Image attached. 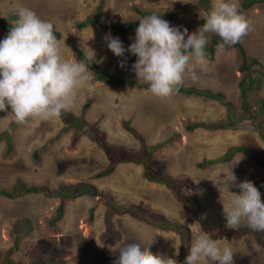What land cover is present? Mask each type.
<instances>
[{
    "label": "rangeland",
    "instance_id": "obj_1",
    "mask_svg": "<svg viewBox=\"0 0 264 264\" xmlns=\"http://www.w3.org/2000/svg\"><path fill=\"white\" fill-rule=\"evenodd\" d=\"M194 1L105 0L101 9V0H0V18L12 20L18 6L29 8L50 21L61 33L59 47L62 59L80 60L76 55L78 48L88 55L93 50L95 60L107 68L108 73L137 79L132 70L137 57L127 51L135 40L136 30L124 39L117 35L116 29L140 17L135 8L169 13L191 6ZM243 1L238 0L240 8ZM244 15L251 24V30L242 38L240 46L248 56L264 63V0ZM205 16L204 11L188 12L168 22L181 31L187 28L194 33L202 26ZM87 18H94L96 22L100 18V23L78 30L76 24ZM108 34L122 41L125 47L123 57H117L108 48L105 40ZM5 36L6 32L0 25V40ZM239 51V48L225 46L214 58H206V71H202L193 59L191 66L195 68L197 79L193 80L191 74L186 73L182 84L225 94L226 100L234 104V113L237 117L240 115L234 126L227 130H214L215 126L228 123L226 108L218 101L178 93L158 97L151 91L109 87L97 82L94 73L89 71L87 80L76 89L68 110L75 116H81L86 102H92L84 117L93 132L106 134L103 147L90 139L89 133L92 132L85 133L74 142L76 130L62 118H29L27 123L15 127L11 152H8V137L0 141L1 188L10 190L21 181L27 186L43 187L53 194L87 183L93 192L66 198L64 216L55 224L53 221L63 200L60 197L45 192L15 199L0 196V256L9 253L8 260L13 264H37L39 261L47 263L49 256L46 252H57L66 264H113L123 246L142 241L145 245L151 243L150 250L154 254L170 256L181 264V236L146 221L164 217L185 227L188 230L189 254L193 237L205 230L178 200L179 192L184 196L196 195L204 218L215 234H222L220 230L226 225L223 203L229 204L230 192L238 191L229 188V192L225 185L216 186L213 181L220 175L221 178L225 175L230 178L231 172L238 184L244 180L253 183L264 180V168L242 154L227 164L200 167L203 161L218 159L230 146L238 144L246 146L255 158L264 161V137L251 121L242 118L244 112L239 88L242 57ZM257 68L262 75L263 67ZM259 80L260 85L249 93L251 106L264 99V75ZM8 112L10 108L7 112H0V135L15 123ZM123 121L130 122L139 131L144 146L123 129ZM192 124L204 127L191 130L189 126ZM208 127L212 130H207ZM156 145L160 146L149 156L148 168L158 178L171 176L179 186L178 191L144 177L142 155L146 149ZM111 160L126 163L118 164L111 175L96 179L95 175L107 168ZM259 191L264 201V187ZM113 204L127 209L120 208L119 211L123 212L114 214L115 233L109 242L105 237L106 212L115 211ZM130 207L134 209L131 211ZM239 227L227 230L229 234H235ZM16 237L19 238V248L9 252ZM217 241L221 248L231 247L235 264H264V247L255 235L241 239L226 237ZM176 252H179L178 256ZM4 261L2 259L1 264ZM198 264L211 262L202 260Z\"/></svg>",
    "mask_w": 264,
    "mask_h": 264
},
{
    "label": "clouds",
    "instance_id": "obj_2",
    "mask_svg": "<svg viewBox=\"0 0 264 264\" xmlns=\"http://www.w3.org/2000/svg\"><path fill=\"white\" fill-rule=\"evenodd\" d=\"M14 11L17 18L13 21L9 32L2 27L6 32V36L3 40H0V112H7L10 108L8 115L17 124H25L29 118L35 117L43 120L62 118L61 115L64 111L71 113L68 109L74 100L76 89L87 80L88 71L94 73L89 69L85 60L93 63L97 62L95 53L90 49L92 54L88 55L85 53L84 60L62 59L59 40L54 33L53 24L39 17L35 11L29 8L18 6ZM244 14L240 10L238 0H213L211 10L204 18L205 22L194 33H190L187 28L181 31L177 27L170 26L168 21L155 14L145 16L139 20L138 28H135L126 37L117 34L119 37L126 39L136 30L135 40L128 46L127 51L137 57L136 62L132 65V70L135 72L137 79L109 74L133 80L139 85H148L149 89L147 87L138 88L127 85L116 86L102 83L96 78L95 80L109 87L151 91L152 94L158 97H169L175 93L188 96L184 93H179L178 90L183 84L186 73L191 74L193 80L197 79L195 68L191 66L193 59L202 71L207 70L208 58L206 59L205 49L210 42L207 34L212 33L211 36L216 34L222 40V43L217 46L218 50L216 53L225 46L235 45L251 30V24ZM119 37H113L108 34L105 40L108 48L117 57H123L125 47ZM235 48L240 50L242 47L239 45ZM239 53L241 54L240 51ZM248 57L258 60L256 57ZM258 62V66L263 67L264 71V63L259 60ZM121 67H124V65L121 64ZM240 74L243 77L246 73L240 72ZM182 86L188 89L199 88L194 85ZM209 90L212 91L211 89ZM89 102L90 108L92 102L90 100ZM220 104L223 105L222 103ZM224 107L228 115L227 107ZM86 111L81 116L84 117ZM238 118H240V115ZM226 119L228 123L215 126L214 130H227L236 123H230L228 116ZM84 120H86L85 117ZM247 120L253 123L251 118H247ZM124 122L126 121L122 122L123 129L134 136L124 127ZM131 127L142 138L139 131L133 125ZM75 130L74 138L78 132V129ZM207 130H212V127H208ZM84 134L85 132L79 137ZM134 138L137 139L135 136ZM106 140L107 136L104 144ZM137 140L144 146L143 138L142 140ZM231 147L242 146H239V144L232 145L219 157H223ZM143 148L145 149V147ZM240 154L246 156L243 153H237L227 163L232 162ZM235 179L234 174L231 172L230 178L226 175L221 178L220 175L218 180L213 181L216 186L217 184L225 185L228 191L230 187L239 189L238 193L229 191L231 193V202L229 204L223 203V215L226 219L225 227L236 229L242 223H246L251 230L264 232V201L261 199V192L252 181L244 180L239 184H235ZM226 237L236 239L229 236L223 238ZM150 244L145 245L142 241L126 244L119 250L118 258L113 260V264H178V261L170 256L161 253L154 254L150 250ZM260 244L264 247L262 243ZM175 255L178 256L179 252H176ZM202 260H208L211 264H235L231 247L225 246L221 248L219 242L211 238L206 232L193 237L189 254L185 257L183 264H198Z\"/></svg>",
    "mask_w": 264,
    "mask_h": 264
},
{
    "label": "trees",
    "instance_id": "obj_3",
    "mask_svg": "<svg viewBox=\"0 0 264 264\" xmlns=\"http://www.w3.org/2000/svg\"><path fill=\"white\" fill-rule=\"evenodd\" d=\"M151 3L154 2H158L160 0H147ZM105 0H101V4H100V8H103V4H104ZM261 0H244L243 4L240 8L241 12L244 14L246 10L250 9L251 7H253L254 5H256L257 3H260ZM211 10V0H195L194 4L191 6H184V7H180L177 8L176 10H174L173 12H169V13H161V12H153V11H145V10H141L140 8H135V12L140 15V17L133 23H128L124 26H120L118 29H116V33L126 37L131 31H133L135 28H138L139 26V20L145 16H149L152 14H155L157 16H160L162 19L166 20V21H173L175 20L177 17L182 16V15H186L188 12H199V11H204L205 14H207L209 11ZM16 14L14 15V17L12 18V20H10L9 22L4 21L0 18V25L7 31L9 32L13 21L16 19ZM100 18H97L98 23H100ZM204 19L202 20V25L204 23ZM96 22V20L94 18H87L85 21L76 24V28L78 30H82L86 27H90L93 26ZM54 33L57 36L58 40L61 39V34L59 32H57L54 29ZM208 38H209V43L206 46V58L212 59L215 56L216 51L218 50V45L220 43H222V40L220 39V37L216 34H214L213 36H211L210 33L207 34ZM240 45V42L236 43L235 45H231L233 47H238ZM240 52H241V57H242V67L240 69V72L242 73H246L244 74V76L242 77L241 81H240V91H241V100H242V106H243V118H251V120H253L254 126L259 130V132L261 133V135L264 137V99H260L259 101H256V104L253 106H251L250 102H249V93H251L256 87H258L261 83V80H259V78H261L264 75V71L261 75V71L257 68V66L259 65L258 60H256L255 58H250L245 54V51L243 48H240ZM76 55L80 60H84L85 59V53L78 48L76 50ZM85 63L88 64L89 69L91 71L94 72L95 74V78L102 82V83H106V84H110V85H127V86H131V87H138V88H143V87H147L149 89V86H144V84L139 85L137 82H134L133 80H128L125 78H121V77H117V76H113L110 75L108 73L107 68L100 66L96 61L93 63L91 61H87L85 60ZM179 93H184L188 96H197V97H204L207 99H212V100H216L219 101L220 103H222L224 106L227 107L228 110V120L230 123H235L237 120V115L234 113V105L233 103L229 102L226 100V96L221 93V92H217L214 93L212 91H210L209 89H200V88H185L184 86H180ZM90 106V102L88 101L85 105H84V111H86ZM61 117L64 119V121H68V125L71 128H75L78 129L77 135L74 138V142H76V140L78 139L79 135H81L82 133H87V132H92L89 133L90 134V138L92 140H94L98 145L100 146H104V141L106 139L105 134L100 133V132H93L91 125H88L83 116L77 117L67 111H64L61 115ZM18 125L21 124H17L14 123L11 127L8 128L7 132H5L4 134L0 135V141H2L5 136H7L8 138V152H11L13 149V145H12V135H13V131L14 128L17 127ZM124 127L131 132L137 139L142 140L141 136L131 127L130 122H124ZM196 127H204L203 125H199V124H192L189 126V129L193 130ZM226 127V126H224ZM143 141V140H142ZM160 145H156L154 147H152L151 149H146L144 154L142 155V162L144 163L143 165L144 167V177L150 181V182H154V183H159L162 185H166L168 188L172 189V190H179V186L174 182L173 178L171 176H161V177H156L154 176L153 172L148 168L149 167V161L148 158L149 156L154 153L155 151L158 150ZM237 153H243L246 156L252 158L253 160L257 161V163L264 168V161L263 160H259L258 158H255L252 154L251 151L249 150V148L247 149L246 147H231L229 149V151L221 158L217 159V160H206L203 161L200 164L201 168H206L210 165H214L216 163H227L229 161H231L233 159V157L237 154ZM120 163H126V161H112L111 164L103 171H101L100 173H98L96 175V178H103L107 175L112 174L115 171V168L118 164ZM236 184V183H235ZM254 185L259 189H261L262 187H264V180H259V181H255ZM230 189L234 190V191H238L239 189L236 187H230ZM40 192H45L47 195H55L60 197L62 200L61 206L58 209V213L57 216L54 218L53 223H57L59 222L62 217L64 216V212H65V202L64 200L66 198H77L86 194H91L93 192V188L91 187V185L89 184H79L77 186H75L73 189H70V187H68V189L66 188L65 190H60L57 193H53L51 194L50 192H47V190H45V188L43 187H38V186H27L26 184L22 183L21 181H18L16 186H13L12 189L10 190H6L0 187V196H4L8 199H15L17 197H20L22 195H26V194H31V193H40ZM178 200H180L182 203H184L185 208L190 211L193 216L195 217V219L202 225L203 229L205 230V232L213 239L215 240H219L225 236H229V237H234L236 239H239L247 234H254L257 236L258 240L260 243H262L264 245V232H256L251 230L249 227H247L246 224L241 225V227H239V230L237 231V233L235 234H229V231L227 230V228H222L223 233L222 234H215V232L213 231L212 227L210 226V223L208 220H206L202 214V205L199 201V198L195 195V196H184L181 192H179L178 194ZM112 207L115 208V211L112 213L111 211H107L106 212V239L109 242H112L113 240V235L115 233V229H114V222H113V217L114 214H119L122 213L123 211H119V209L121 208L123 209H127L125 206L123 205H116L113 204ZM131 211L134 209L133 207L129 208ZM93 212L94 210H92V216H93ZM118 212V213H117ZM147 223H149L152 226H155L161 230L164 231H173L178 233L181 238V264H183L185 257L188 255V248H187V243L189 240L188 237V230L179 225L178 223H173L170 220H168L167 218L164 217H160V218H153L150 221L146 220ZM14 247L9 251H15L19 248V238L16 237L15 238V242H14ZM46 255L49 256V259L47 261V263L43 262V261H39L37 264H66L64 261L60 260V254L57 252H46ZM8 256L9 253L6 254L4 257L0 256V264H1V260H6L4 261V263L7 264H13V261H9L8 260ZM3 263V264H4Z\"/></svg>",
    "mask_w": 264,
    "mask_h": 264
}]
</instances>
